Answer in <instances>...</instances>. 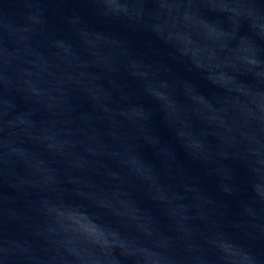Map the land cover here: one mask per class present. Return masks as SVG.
<instances>
[{"label":"water","instance_id":"water-1","mask_svg":"<svg viewBox=\"0 0 264 264\" xmlns=\"http://www.w3.org/2000/svg\"><path fill=\"white\" fill-rule=\"evenodd\" d=\"M0 264H264V0H0Z\"/></svg>","mask_w":264,"mask_h":264}]
</instances>
